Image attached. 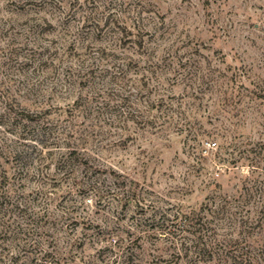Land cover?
<instances>
[{
	"label": "rangeland",
	"instance_id": "obj_1",
	"mask_svg": "<svg viewBox=\"0 0 264 264\" xmlns=\"http://www.w3.org/2000/svg\"><path fill=\"white\" fill-rule=\"evenodd\" d=\"M4 102L47 112L11 195L47 190L56 223L15 264H163L196 243L180 215L225 199L264 245V0H0Z\"/></svg>",
	"mask_w": 264,
	"mask_h": 264
},
{
	"label": "trees",
	"instance_id": "obj_2",
	"mask_svg": "<svg viewBox=\"0 0 264 264\" xmlns=\"http://www.w3.org/2000/svg\"><path fill=\"white\" fill-rule=\"evenodd\" d=\"M139 36L140 41L137 45L140 49L143 42L142 35ZM162 102V99L150 100L147 102V106L153 108L157 106L156 103L162 104ZM4 103V111L0 113V128L4 126L3 132L12 136L13 139L4 137L0 146V247L4 239L23 242L15 247L16 252L11 254L5 263L15 264L21 254H25L31 249H27L30 246H27L26 241L33 236H39L41 229L46 225L47 228L53 229L52 227L56 226V223L53 221L54 217V219L51 218V221L49 220L46 208L43 207L46 202L45 197L47 198V190L37 189L31 201L27 200L23 194L11 195L13 191L11 186H14V182L17 179L23 181L28 178L29 164L32 162L28 154L24 156L20 151V147L26 145L24 142L28 135L26 127L31 123H42L47 112H32L19 104ZM4 164L7 167H4ZM11 169L14 173H10ZM37 177L42 184H47L45 182L49 180L47 177L39 175ZM137 206H142L140 200H137ZM242 211L238 199L233 201L225 199L218 203L213 200L211 203L203 205L198 213L181 214L180 217L186 228L184 231L192 234L198 232L196 243L193 245L181 243V247L176 248V252L171 253L168 259L159 257L158 261L163 264H178L183 259L187 264H262L264 262V258H262L264 245H259L255 251L253 249L254 242L249 241L255 229L262 226V222L248 224V218L242 217ZM204 213L209 214L211 222L202 223L199 214ZM177 217L174 216V218ZM66 219L68 218L65 217L64 220L66 221ZM225 220H228L226 229L222 224ZM235 221L238 228L236 233L234 232L236 226H233ZM31 226H35L37 230H32ZM220 231L222 234H219ZM39 247L40 244L37 241L35 248L38 250ZM45 256L47 257L48 253H45ZM3 260L0 253V262L3 263Z\"/></svg>",
	"mask_w": 264,
	"mask_h": 264
}]
</instances>
